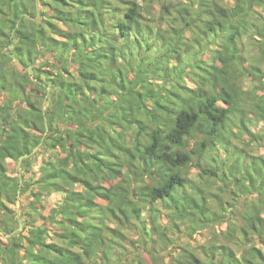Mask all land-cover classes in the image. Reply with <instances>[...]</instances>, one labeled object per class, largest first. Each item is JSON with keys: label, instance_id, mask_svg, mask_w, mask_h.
Returning a JSON list of instances; mask_svg holds the SVG:
<instances>
[{"label": "trees", "instance_id": "obj_1", "mask_svg": "<svg viewBox=\"0 0 264 264\" xmlns=\"http://www.w3.org/2000/svg\"><path fill=\"white\" fill-rule=\"evenodd\" d=\"M38 2L0 0V264H166L213 222L171 264H264V0Z\"/></svg>", "mask_w": 264, "mask_h": 264}, {"label": "rangeland", "instance_id": "obj_2", "mask_svg": "<svg viewBox=\"0 0 264 264\" xmlns=\"http://www.w3.org/2000/svg\"><path fill=\"white\" fill-rule=\"evenodd\" d=\"M249 88H252L253 86H255V84L252 83H248ZM259 126H261V124L259 123ZM255 131H259V127H252ZM261 131V132H260ZM259 133H264V130H262L260 128ZM256 148V150L259 151L260 154H262L264 156V138L263 140H259L256 143H254V146ZM245 156V155H244ZM8 166H9V171L10 172H15V170L17 169V162H15L14 160H7ZM196 164L195 163V167H193L190 170V174L194 175L196 173ZM212 190V194L209 195V197H207V205H209L210 203L214 202V192L216 190H219V188L215 187V185L213 186ZM19 205V204H18ZM164 213V211H163ZM163 216V215H162ZM160 218L161 223H166L167 222V216L164 213V217ZM169 223V222H168ZM164 225V224H163ZM227 223H223V224H219V223H215L213 222L212 224H210L209 226L206 227H198L197 228V233L194 235L193 238H189L188 235H186V228L183 224H181L180 228L181 231L179 232L178 230H174L172 232H169L170 237L172 239H174V244H170L168 243L167 247H161L164 248V250H160L161 251V257H162V261H164L166 264H171L173 263V255L172 254H176L177 251L176 250H180L182 248V246H184L185 244H189V246L192 249H199V245L202 243H206L208 241V239H210L211 237H213L214 234L217 233H221L220 237H224V231L227 229ZM131 235V237H133L134 239H137L139 237V232L138 231H131L129 232ZM164 243V242H163ZM139 245V244H138ZM140 247V245H139ZM136 251H140L138 249H136Z\"/></svg>", "mask_w": 264, "mask_h": 264}, {"label": "water", "instance_id": "obj_3", "mask_svg": "<svg viewBox=\"0 0 264 264\" xmlns=\"http://www.w3.org/2000/svg\"><path fill=\"white\" fill-rule=\"evenodd\" d=\"M24 15H25V13L22 14V16H24ZM27 16L31 18V16H29V15H27ZM35 19H36L37 21H39V20L41 19L40 5H39L38 0H37V16H36ZM15 31H16V27L12 30V35H15ZM4 51H6V49H4ZM10 55H11V57H12L17 63H19V65H20L22 68H24L25 70H28V71L31 72L32 75H33L34 69H33V67H32L31 65H30V66H26V65H24V63L21 62V60L19 59V57H18L15 53H12V52H11ZM33 78H34L35 80H37L34 76H33ZM49 89H50V87H49ZM46 104H47V97L45 98L44 103H43V110H44V113H46ZM45 122H46V125H47V119H46V118H45ZM48 130H49V128H48V125H47V130H46L45 134L48 133ZM43 139H44V137H42V141H41V143H40L38 146L34 147V149H33V151H32L31 153H24L23 155H21V156L19 157V160H18V170H19V176H20V186H21L22 181H23V179H22V173H21V164H22V160H23L24 158H26V157L32 155V154L37 150V148H39V146L42 144ZM19 193H20V190H18V195H19ZM16 211L19 212L18 200H17V202H16ZM18 216H19V213H18ZM19 221H20V225H19V227H18L17 229H15L13 232H10V233H6V234H4L5 237L8 238V237H10L12 234H14L15 232H18V231H22V230H23V224H22L21 219H19ZM0 246H1V244H0ZM18 264H24V263H18Z\"/></svg>", "mask_w": 264, "mask_h": 264}]
</instances>
